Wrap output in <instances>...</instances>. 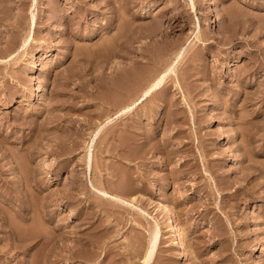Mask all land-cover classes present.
<instances>
[{
  "label": "rangeland",
  "instance_id": "rangeland-1",
  "mask_svg": "<svg viewBox=\"0 0 264 264\" xmlns=\"http://www.w3.org/2000/svg\"><path fill=\"white\" fill-rule=\"evenodd\" d=\"M144 257L264 264V0H0V264Z\"/></svg>",
  "mask_w": 264,
  "mask_h": 264
},
{
  "label": "bare ground",
  "instance_id": "bare-ground-1",
  "mask_svg": "<svg viewBox=\"0 0 264 264\" xmlns=\"http://www.w3.org/2000/svg\"><path fill=\"white\" fill-rule=\"evenodd\" d=\"M33 64V68L38 69L39 66L42 64V59L40 57H38L35 62L32 63ZM34 70V69H33ZM33 70L31 71L33 73ZM172 70V69H171ZM168 71V70H167ZM159 82V78L154 80L152 83H150L146 89L144 90V92H148L151 88H153L154 86H156ZM44 90V88H43ZM103 194H107V192L102 191ZM163 195L159 194L157 200L158 202H160V214L161 217L163 218V224L164 227L166 228V232L167 235L169 237V243H170V247H175V248H179L180 247V253L182 252V254L186 253V247L184 246V242H185V238L184 235L182 234V229L178 226V224L175 223V220L173 219V215L169 214V210L168 209V204L166 202L163 201ZM159 206V205H158ZM157 231L155 229H153L151 231V243L154 244V242L157 239ZM149 262V258L148 257H144L143 259V264H147Z\"/></svg>",
  "mask_w": 264,
  "mask_h": 264
}]
</instances>
